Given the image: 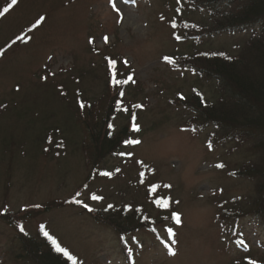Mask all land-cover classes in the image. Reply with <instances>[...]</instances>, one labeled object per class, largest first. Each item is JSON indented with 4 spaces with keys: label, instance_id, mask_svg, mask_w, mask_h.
Segmentation results:
<instances>
[{
    "label": "rangeland",
    "instance_id": "rangeland-1",
    "mask_svg": "<svg viewBox=\"0 0 264 264\" xmlns=\"http://www.w3.org/2000/svg\"><path fill=\"white\" fill-rule=\"evenodd\" d=\"M8 3L0 0V10ZM115 3L122 19L109 0H18L0 18V47L22 30L32 36L0 57V264H23L18 225L33 235L44 225L77 264H248L246 258L264 264V222L248 207L255 187L231 174L250 153L237 145L209 148L212 130L190 125L184 104L194 88L208 101L218 98L214 81L181 62L185 54L199 44L232 52L244 38L201 36L194 21L205 17L183 0ZM39 15L46 23L28 33ZM106 58L118 63L110 69ZM113 72L135 80L126 85L115 126L139 124L133 137L141 143L93 166L78 100L100 98ZM106 171L112 175H101ZM77 192L95 210L141 207L157 220V232L138 230L125 246L112 227L70 203ZM92 193L104 199L91 200ZM160 197L169 198V207L156 203ZM233 204L244 211L223 220ZM172 212L181 214V224ZM168 228L176 255L166 247L174 238Z\"/></svg>",
    "mask_w": 264,
    "mask_h": 264
},
{
    "label": "trees",
    "instance_id": "trees-1",
    "mask_svg": "<svg viewBox=\"0 0 264 264\" xmlns=\"http://www.w3.org/2000/svg\"><path fill=\"white\" fill-rule=\"evenodd\" d=\"M183 1L203 13L204 22L194 21L201 30V36L210 33L244 38L234 45L232 52L226 49L206 51L199 44L185 54L181 62H188L200 76L214 81L218 98L208 101L203 92L194 88L191 98L184 104L189 109L190 125L212 130L211 144L237 145L250 153V158L231 174L254 185L255 197L248 207L250 214L264 222V0ZM109 82L105 94L93 102H84L85 108H77L88 134L84 149L93 166L107 157L123 156L120 153H124L125 147L134 145L124 143L134 139L133 121L118 129L115 126L116 116L123 110L128 83L114 86ZM119 92L124 95L120 96ZM109 124L114 128L109 129ZM239 204L226 207L222 219L239 218V213L244 211ZM89 213L97 221L112 227L125 246L129 235L138 230L157 232V220L141 207L131 210L127 207L96 209ZM14 222L18 223L16 218ZM18 231L15 242L19 245L18 258L23 264H73L55 250L41 229L34 235ZM240 241L245 245L243 239Z\"/></svg>",
    "mask_w": 264,
    "mask_h": 264
},
{
    "label": "snow or ice",
    "instance_id": "snow-or-ice-1",
    "mask_svg": "<svg viewBox=\"0 0 264 264\" xmlns=\"http://www.w3.org/2000/svg\"><path fill=\"white\" fill-rule=\"evenodd\" d=\"M109 3H111L113 9L120 15V18L122 19L123 18V14L120 13V9L118 7H116V3H115V0H109ZM18 4V0H10V3L7 4V6L3 7L2 10H0V18H3L5 17L6 14H8L10 12V10H12L16 5ZM47 21V17L44 16V15H39L38 18H36L34 20L33 23L30 24V27L28 28V33H32L34 32L35 30H38L44 23H46ZM32 39V36L27 34V33H24L23 30L21 31L20 34H17L15 36V38L13 40H11L6 47H0V57H2L6 50L8 48H11L13 45H16L18 42H23L25 44H27L30 40ZM103 40L105 43H107L109 41V37L107 35H105L103 37ZM94 41L93 40H90L89 43H93ZM52 57H49V60H51ZM108 60V65H109V68H113L117 63L118 61L115 60V59H112V58H106ZM165 61H169L171 58L170 57H164ZM123 64L125 66H128L129 65V61L127 58H125L123 60ZM51 75H55L54 73H52ZM117 76V73L113 72L112 73V77H111V83L114 85V86H119V85H122V84H127L129 82H132V83H135V80L133 79V74L132 73H129L127 78L126 79H123V80H120V79H117L116 78ZM42 79L44 80H47V76H43L41 77ZM120 96H123L124 93L123 92H119L118 93ZM183 98V97H181ZM118 104L120 103L119 101L117 102ZM78 104H79V107L81 109L85 108L86 107V104L84 103V101L81 99V100H78ZM0 107H3L2 105H0ZM136 108H143L144 106L142 104H137L135 105ZM125 111H127V109H125ZM133 120H135V116L133 117ZM108 128L109 129H113L114 128V125L113 124H109L108 125ZM132 129L134 132H139L140 131V126L139 124L137 123H133L132 124ZM125 144H140L141 141L138 140V139H132V140H125L124 141ZM208 147L211 148L212 145L211 143L209 142L208 144ZM120 155H124V153H120ZM128 155H131V153H128ZM142 163V162H141ZM218 168H223L224 165L223 164H218L217 165ZM116 171H120V169H116ZM101 175H104V176H111L112 173L111 172H103L101 173ZM141 175H143V173H141ZM165 187H168L170 188L171 185H164ZM85 188H87L88 186L87 185H84ZM81 195V193L77 192L74 196H73V199L72 201H70V203H75V204H78V205H81L84 209H87L88 211H94L95 209L91 208L90 205L88 203H85L83 200L81 199H78L77 197H79ZM90 199L91 200H94V201H100V200H103L104 198L100 195H97L95 193H92L91 196H90ZM156 203L158 205H160L161 207H169V198L167 197H160L156 200ZM176 203H179L178 201ZM32 207L34 208H40L42 207L41 204H34L32 205ZM114 207V205L112 204H108L107 205V208L108 209H112ZM126 207L131 210V205H126ZM171 218L174 219L175 223L176 224H181L182 223V220H181V214L179 212H172L171 214ZM41 230L43 231V235L49 240L51 241V244L53 246H55V250L58 252V253H62L64 256H66L69 260L73 261V264H76V257L71 255L69 253V250L65 247H61L60 244L57 242V240L49 234L48 231H44V228L45 226L44 225H41L40 226ZM20 231L21 232H24L25 229L24 227L21 225L20 226ZM168 233L170 235H172L174 238L171 242L167 243L166 244V247H167V250L168 252L171 254V255H176V251L174 249V245L177 243L176 239H175V233L173 232V229L172 228H168ZM248 260V264H259V262L257 260H254V259H251V258H246Z\"/></svg>",
    "mask_w": 264,
    "mask_h": 264
}]
</instances>
